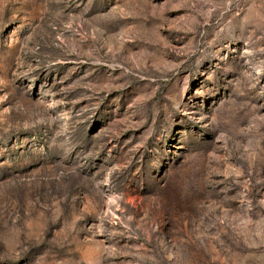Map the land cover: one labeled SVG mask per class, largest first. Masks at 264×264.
Listing matches in <instances>:
<instances>
[{"label":"rangeland","instance_id":"374dc122","mask_svg":"<svg viewBox=\"0 0 264 264\" xmlns=\"http://www.w3.org/2000/svg\"><path fill=\"white\" fill-rule=\"evenodd\" d=\"M0 264H264V0H0Z\"/></svg>","mask_w":264,"mask_h":264}]
</instances>
